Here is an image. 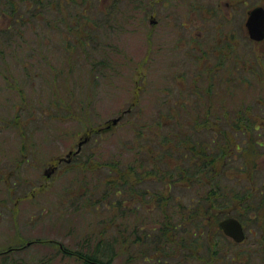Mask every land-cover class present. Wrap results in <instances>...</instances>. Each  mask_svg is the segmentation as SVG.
Masks as SVG:
<instances>
[{
	"label": "rangeland",
	"instance_id": "1",
	"mask_svg": "<svg viewBox=\"0 0 264 264\" xmlns=\"http://www.w3.org/2000/svg\"><path fill=\"white\" fill-rule=\"evenodd\" d=\"M135 1L119 0L120 8L113 14L114 17L119 15L120 20L112 23L111 19L109 23L99 24L93 38L96 49L90 52L87 50L78 56L76 53L67 57L60 38L54 35L56 30H51L52 37H44L43 28L50 23L40 20L30 23L38 27L26 30V34L31 33L29 39L33 46L43 42L51 45L47 57L33 58L37 70L32 68L29 73L25 63L18 64L17 58L25 53L18 47V54L0 53V251L35 239H52L57 245L65 243L73 251L85 252L88 244L93 247L96 243L99 220L110 215L114 216V223L100 224L104 230L109 225L107 235L121 234L117 231L124 229L130 239L145 238V242L131 244L130 251L134 250L131 260L124 262V257L120 256L116 264H159L158 258L163 259L162 264H264V214L257 218L254 213H239L246 237L243 241H236L224 232L225 235L221 234L218 221H201L204 225L201 233L191 227L194 222L186 214L180 213L191 202L190 195L196 194L189 181L173 182L172 194L165 206L161 205L165 202L163 193L167 188L161 180L162 171L158 172L155 167L160 169L165 162L156 161L155 138L150 133L159 129L156 122H159L160 110L166 114L170 107V104L160 106V100L167 96L177 97L181 93L178 85L192 86L198 74L202 75V82L208 80L207 77L212 75L209 73L220 60L211 50L209 54L203 52H207V48L218 51L222 44H206L211 40L193 37L191 28L177 27L182 28L178 33L163 24L166 31L163 32L161 25L154 27L146 13L137 10ZM113 2L115 0H70L68 3L64 1L61 7L53 2L48 6V21L54 22L61 12L67 15L76 8L91 12L93 17L95 14V19L100 21L102 12L111 11ZM17 3L33 4L26 0ZM128 3L133 4L132 9ZM151 3L158 6L157 0ZM126 11L134 17L131 18L133 24L125 23L128 14H121ZM2 12L0 7V26H6L9 22ZM92 27L84 34L89 36ZM239 40L227 48L235 46L239 49L240 61L231 58L220 69H229V75L230 69L240 68L239 62L244 63L247 59L251 63L256 60L255 65L264 67V43H252L246 35ZM206 65L212 68L202 70ZM94 73L98 74L96 78H93ZM236 73L240 74V71ZM67 80L74 81L65 86ZM262 84L255 86V93L263 89ZM51 87H56L59 92H51ZM65 87L69 88L68 92L64 91ZM169 89H173V96ZM249 90L236 91L234 96L254 107L253 91ZM64 98L67 102L61 108L51 103ZM122 114L117 124L107 126V121ZM261 115L264 117V112ZM18 117L19 123L16 121ZM254 118L262 122L260 116ZM93 128L99 131L95 132ZM88 132L90 139L84 142L81 152L75 153L79 141ZM257 138L263 141L264 136ZM70 151L73 154L69 157ZM92 151L95 155L88 157ZM252 152L259 163L258 170L264 176V147ZM162 153L158 150L160 159ZM109 156H115L116 161L125 162L131 168L141 167L139 173L128 171L136 195L127 196L126 193L122 197L127 198L123 212L117 210L113 213L112 209L105 210L104 203L96 208L89 202L92 194L98 196L106 190L101 181L104 174L94 163ZM176 156L172 151L165 160L172 164ZM61 157L65 159L61 161ZM53 165L56 169L51 171ZM100 182L102 185L98 188L96 185ZM229 182L233 183L225 181L231 185ZM165 213L168 220H165ZM166 223H179L177 230L170 232L171 236L161 231ZM165 236L168 237L166 241ZM154 238L159 242L149 246V239ZM215 242L219 243L224 254V258L220 256L221 261L212 254ZM16 251L10 256L9 263L15 259L32 263L57 252L51 246L36 242ZM144 254L150 260L145 261Z\"/></svg>",
	"mask_w": 264,
	"mask_h": 264
},
{
	"label": "trees",
	"instance_id": "2",
	"mask_svg": "<svg viewBox=\"0 0 264 264\" xmlns=\"http://www.w3.org/2000/svg\"><path fill=\"white\" fill-rule=\"evenodd\" d=\"M20 1L23 2L24 0H0L2 13L8 19L7 22H9L6 26H0V53L10 52L18 54L16 47L21 49L26 54L20 55L21 58H17V62L19 65L21 62L25 63V68L29 73L32 68L37 70L35 63H32L34 62L33 58L36 60L39 55L47 57L51 50L49 43L43 42L36 46L32 45V41L29 39V34L31 33L26 34V30L30 28L31 31L38 25H32L30 24L31 22L45 20L48 24L50 23L43 28L44 37H52L51 30H56L54 35L60 38L59 42L62 43V46L67 51V57L71 58L76 53L78 56L87 52V50L90 52L96 49L93 44V38L98 32L99 24L102 22L109 23L111 19L113 20L112 23L120 20L119 15L114 17L113 14L117 12V8H120L119 0H115L112 3L111 11L108 9L102 12L103 16L100 21L95 19V14L93 17L91 12H82L76 8L67 12V15L61 12L54 19V22L48 21V6L54 2V5L61 7L65 4L64 1L68 3L70 0H26L34 4L29 6L26 5L27 3L18 4L17 2ZM152 1L155 2V0H136L135 6L137 10L147 14L148 11L143 9V4L151 3ZM33 6L34 8H32ZM57 11H60V9ZM127 12L121 15L128 14ZM128 17L129 19L125 23L133 24L131 20L132 14H128ZM72 20L75 22H72ZM91 25L93 26L92 32H89V36H87L84 31H87ZM100 27H106L109 30L107 26L101 25ZM231 58L240 61L237 55L226 59L220 55L216 56V59L220 61L214 66L215 69L209 73L212 75L207 77L208 80L202 82V75L198 74L192 86H186L185 83H181L178 85L179 93H181L177 97L174 98L173 89H169L173 98L167 96L163 101L160 100L159 105L166 107L167 104H170V107L166 114L160 110L159 122H156L159 129L150 132L151 136L155 138V140L151 138L155 142L154 157L157 159L156 161L165 162L164 167L160 169L155 167L158 172L162 171L161 180L167 188L166 192L163 193L165 202L161 205L165 206L168 197L172 194L170 189L175 188L172 186L173 182L181 181L182 179L183 181H189L194 185L196 194L190 195L191 202L180 213L186 214L189 220L194 222L191 227H195L200 232L202 230L201 227H204L200 223L201 221L211 220L219 223L226 216L238 215L237 217H240L239 213L244 212L246 215L254 213L257 218L264 214V176H261V172L258 170L259 163L255 155L252 156L253 150L259 151L264 147V139L260 141L257 138L264 136V117L261 115V112H264V85L262 84L263 89L261 88L259 92L256 91L255 93V86L258 83L259 85L264 83V67L255 65L256 60L251 63L247 59L243 61L244 63L239 62L240 68H233L232 71L230 69V74L228 75L229 69L223 70L220 68H223L224 64L229 62ZM258 58L260 57H256V59ZM98 67H101V65ZM210 68L212 67L206 65L202 70H209ZM237 71H240V74L236 73ZM33 75L36 76L37 71ZM92 75L93 78H96L98 74L94 73ZM70 81L74 80H67L65 86L66 84L68 86ZM51 88V92H59L56 87ZM247 88H250L249 91L251 89L253 91L251 93L254 107L246 103V100L234 96L236 91ZM68 90L69 88L65 87L64 91L68 92ZM166 93L169 94L168 91ZM258 93L259 95H257ZM63 95L65 96V94ZM66 98L61 101L53 100L54 102L52 101L51 103L61 108L67 102ZM233 101H239L240 103L234 104ZM254 116H260L262 122H257ZM18 119L19 117L16 121L19 123ZM93 130L95 132L99 131L95 128ZM135 137L142 136L136 135ZM166 146H168V149H165L167 148ZM158 150L163 152V156L161 155L162 159L158 155ZM172 151L177 154L174 160L175 164L165 160V156H171ZM256 154L259 153L256 152ZM92 155H95L93 151L88 157ZM138 163L140 164V161ZM94 164L97 166L98 171L100 170L104 174L101 181H103L106 190L98 196L92 194L89 200L90 204L100 208V205L104 203L105 210L112 209L113 213L117 210L123 212L127 198L122 197L126 193L127 196L129 194L136 195L132 184L133 178L132 176L129 177L128 171L139 173L141 167L131 168L125 162L116 161L115 156H109L108 159ZM115 174L119 176H115ZM225 181L233 183L229 182L231 185H228ZM127 184L128 187L126 186ZM101 185L102 183L100 182L96 186L100 188ZM113 196L117 199H114ZM110 198L111 200H109ZM107 216L105 219L99 220L98 238L95 245L92 247L91 243L88 244L85 252L81 250L73 251L65 243L57 245L56 240L35 239L28 242H31L30 244L36 242L51 246L57 252L39 260H33L32 263L19 262L16 259L9 263V260H11L10 256L17 252V249L24 250L27 244L13 245L0 251L2 258L0 262L4 264H116V259L120 256L124 257V262L131 260L134 251H130L131 244L145 242V238L142 236L139 238L135 237L137 241H134L135 239H130L129 235L124 233V229L117 231V233L121 234L107 235L106 231L109 225L105 226V230L100 225L102 223H114V216ZM107 218L110 219L108 220ZM165 218V220H168L167 213H165ZM262 222V227L264 228V220ZM178 227L179 223H166L161 231L171 236L170 232L177 230ZM219 230L222 235H225L220 227ZM165 237L164 241L168 239L167 236ZM170 239L173 240L172 238ZM149 242L150 245H148L152 246L154 243H158L159 240L154 238V240L149 239ZM213 245L212 254L216 260L221 261L222 257L224 258L221 246L217 242ZM116 246L118 248H115ZM142 258L145 261L150 260L149 256L145 254ZM157 261L159 264L163 263V259L158 258Z\"/></svg>",
	"mask_w": 264,
	"mask_h": 264
},
{
	"label": "flooded vegetation",
	"instance_id": "3",
	"mask_svg": "<svg viewBox=\"0 0 264 264\" xmlns=\"http://www.w3.org/2000/svg\"><path fill=\"white\" fill-rule=\"evenodd\" d=\"M156 4H143V8L148 11L146 14L149 23L154 27L161 25V29L165 28L163 24L172 27L178 33L183 27L185 29L191 28V35L193 37L204 40H211L205 42L208 45L213 43H220L218 51L208 49L207 52L215 56H223L225 59L231 56L239 57V49L235 46L228 47V45H236L240 42V38L244 35L252 43H264L262 39L252 38L249 31L248 22L255 10L260 14L264 20V0H157ZM133 4L128 3L127 5ZM180 18V19H179ZM228 28V29H224ZM216 31V34L214 32ZM175 33L174 34H178ZM247 40V39H246ZM225 55V56H224ZM210 59V57H209ZM65 158L61 157L63 161Z\"/></svg>",
	"mask_w": 264,
	"mask_h": 264
},
{
	"label": "water",
	"instance_id": "4",
	"mask_svg": "<svg viewBox=\"0 0 264 264\" xmlns=\"http://www.w3.org/2000/svg\"><path fill=\"white\" fill-rule=\"evenodd\" d=\"M263 15V12L260 14L258 10H255L253 12L252 17L250 18V21L248 22L250 35L252 38L255 39H262L264 37V20L263 17L261 18V22H259V16ZM122 118V115H119L118 117H115L113 119H110L108 122V127H110L112 124H117L118 121ZM89 140V135L83 136L81 140L78 143V149L75 151V153H79L82 149V145L84 142ZM73 151H70L67 156H71ZM55 167H51V171L54 170ZM50 174V173H48ZM220 227L225 231V233L231 237H233L236 241H243L246 237V233L243 227V224L239 219H237L234 216H229L224 218L219 222Z\"/></svg>",
	"mask_w": 264,
	"mask_h": 264
}]
</instances>
